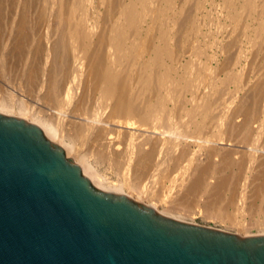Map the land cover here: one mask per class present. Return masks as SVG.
I'll use <instances>...</instances> for the list:
<instances>
[{
	"label": "bare ground",
	"instance_id": "1",
	"mask_svg": "<svg viewBox=\"0 0 264 264\" xmlns=\"http://www.w3.org/2000/svg\"><path fill=\"white\" fill-rule=\"evenodd\" d=\"M0 112L99 189L264 233V0H0Z\"/></svg>",
	"mask_w": 264,
	"mask_h": 264
},
{
	"label": "water",
	"instance_id": "2",
	"mask_svg": "<svg viewBox=\"0 0 264 264\" xmlns=\"http://www.w3.org/2000/svg\"><path fill=\"white\" fill-rule=\"evenodd\" d=\"M0 264H264V233L99 189L36 123L0 112Z\"/></svg>",
	"mask_w": 264,
	"mask_h": 264
},
{
	"label": "rangeland",
	"instance_id": "3",
	"mask_svg": "<svg viewBox=\"0 0 264 264\" xmlns=\"http://www.w3.org/2000/svg\"><path fill=\"white\" fill-rule=\"evenodd\" d=\"M196 222L197 224H202V225H207V226H211V227H215V228H219V229H223V230H228V231H234L233 229H228V228H225L223 227V225L221 223H219L218 221H214V220H207V219H204L202 217H197L196 218ZM256 228H252L251 232L252 233H258L256 232Z\"/></svg>",
	"mask_w": 264,
	"mask_h": 264
}]
</instances>
